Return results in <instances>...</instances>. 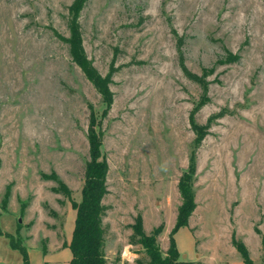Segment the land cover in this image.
Here are the masks:
<instances>
[{
  "label": "rangeland",
  "instance_id": "1",
  "mask_svg": "<svg viewBox=\"0 0 264 264\" xmlns=\"http://www.w3.org/2000/svg\"><path fill=\"white\" fill-rule=\"evenodd\" d=\"M72 2L0 0L3 231L16 236L21 222L32 264L45 253L54 264H69L70 249L61 250L76 211L41 172L54 171L79 201L94 121L109 165L106 264H148L144 248L130 242L139 213L148 228L167 224L157 239L165 255L196 136L189 115L204 96L182 71V54L207 83L195 121L204 125L226 112L212 120L196 151V208L174 234L180 260L208 246L212 258L202 264H244L235 233L253 263L264 264V0H87L79 16L82 45L103 78L112 73L107 110L64 40ZM8 242L0 235V252L11 249Z\"/></svg>",
  "mask_w": 264,
  "mask_h": 264
},
{
  "label": "trees",
  "instance_id": "2",
  "mask_svg": "<svg viewBox=\"0 0 264 264\" xmlns=\"http://www.w3.org/2000/svg\"><path fill=\"white\" fill-rule=\"evenodd\" d=\"M86 1L87 0H73L70 5L68 19L70 36L64 38V40L69 44V53L72 60L82 69L85 75L93 82L95 87L98 88L106 104L107 110L112 103V99L106 93L107 83L110 81L112 73H108L106 77L103 78L87 58L82 45L79 16ZM180 66L189 79L202 86L204 96L203 101H200L189 115L190 125L196 136L193 142V149L189 155L187 170L183 172L179 179V191L182 197V203L178 208L176 222L169 233V247L165 255H163L157 243L158 236L162 233L164 228L163 224L154 227L150 233H147L144 229L143 217L139 213L136 215L134 223L130 225L133 230L130 235V242L140 244L144 248L149 258L148 264H178L181 262L174 234L180 227L188 225L189 218L196 208L192 183L196 172V151L200 146L207 129L210 127L212 120L222 117L226 112L225 109H223L212 114L208 118L206 124H198L195 121L194 115L204 103V98H206L207 93V83L203 81L202 77L193 74L188 70L182 54H180ZM88 140L90 158L86 162L84 184L81 190V199L79 201H76L71 197V189L54 171L50 174L41 172L42 179L54 180L57 182V185L53 187V190L67 195L71 199L72 207L76 210L72 236L70 242L67 244L71 251L69 264H106L104 251L105 228L103 225V217L108 206L104 204L103 199L109 192L107 185L109 165L101 148V132L96 131L94 121L91 122L89 126ZM9 196L10 189L7 187L2 201L3 210H7ZM25 206L26 203L23 202L22 211ZM21 226V222H17L15 236L12 233L3 231L0 225V235L7 237L10 247L20 252L23 264H31L28 249L21 241L19 235ZM256 232L260 234L258 229H256ZM232 244L241 254L244 264H254L253 259L249 255L247 246L242 240L236 238L235 233L232 234ZM262 251L264 258V236H262Z\"/></svg>",
  "mask_w": 264,
  "mask_h": 264
},
{
  "label": "crops",
  "instance_id": "3",
  "mask_svg": "<svg viewBox=\"0 0 264 264\" xmlns=\"http://www.w3.org/2000/svg\"><path fill=\"white\" fill-rule=\"evenodd\" d=\"M176 215H177V213H176ZM142 217H143L144 229H145V231L147 233H149L153 229V226L151 228H148L147 220H146L145 215H143ZM73 219L75 221V216H74ZM159 222H161V219H159L154 226H156ZM72 223L74 224V222H72ZM189 223H190V219H189ZM166 227H167V224H166V226L164 228L163 234L166 233ZM71 236L72 235L70 234L67 242L65 243V245H63V248L61 250L62 253H66L67 254V252H68L67 250L69 248L67 246V244L70 242ZM8 245H9V242H8ZM168 247H169V245L164 244V246L162 248L166 251L168 249ZM199 247H200V244H199ZM203 248L204 249H202V250H200V248H198L199 250L196 251V253L194 254V257L191 260H188V262L186 261V258L184 257L181 260V262L178 263V264H184V263H189V264L190 263H192V264H197L198 263V264H202V263H204L203 260H206L209 257L212 258V253H211L210 248L208 246H205ZM15 251H18V250H15L13 248L8 249L7 247L3 246V252H0V264H23L22 256H19V254L17 252H15ZM55 259H56V257L50 256V254H48V253L46 254L45 253L44 255H42V260L43 261L41 262V264H51V263L54 264L55 261L52 262V260H55ZM70 259H71V257L68 256V263H69ZM31 261L32 260L30 259V263L32 264Z\"/></svg>",
  "mask_w": 264,
  "mask_h": 264
}]
</instances>
